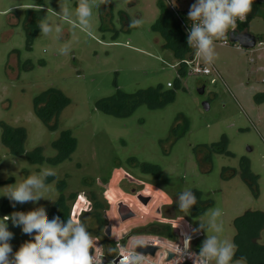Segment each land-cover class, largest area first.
<instances>
[{
    "label": "rangeland",
    "instance_id": "rangeland-1",
    "mask_svg": "<svg viewBox=\"0 0 264 264\" xmlns=\"http://www.w3.org/2000/svg\"><path fill=\"white\" fill-rule=\"evenodd\" d=\"M159 1L112 0L103 19L105 7L93 9L90 28H85L75 16L76 0H62L69 9L62 17L53 12L60 11L61 0H0V218L39 207L54 218L63 184L65 197L75 196L66 201L70 216L75 211L88 226H93L91 196L107 207L104 228L93 229L114 247L119 235L128 234L122 241L128 246L129 237H140L136 229L165 223L174 231L175 225L198 229L200 248L207 235L214 234L207 228L212 209L223 212L221 238L234 243L236 221L248 213H264V5L248 26L252 35L263 39L259 47L246 50L215 42L218 59L212 66L218 74L190 73L197 64L205 65L196 57L178 80L180 61L165 47L164 37L152 30ZM162 1L178 11L189 10L195 2ZM45 16L53 31L43 36L39 29L29 38L26 24L34 26ZM136 18L143 19V25L129 28ZM64 46L70 49L67 55L60 54ZM160 87L175 93L172 102L144 100L134 108L130 102L115 112L101 108V102L117 96L123 99V94ZM50 89L60 90L70 103L45 123L34 103ZM4 125L25 130L22 153H13L3 143ZM68 130L77 141L76 150L70 160L54 165L55 144ZM47 167L60 179H46L48 190L38 202L13 208L2 196L7 185ZM185 190L200 194L197 203L204 208L179 211L178 198ZM139 196L150 198L148 205ZM165 201L171 204L163 205ZM120 204L134 217L122 221ZM7 223L15 252L31 237ZM201 223L205 228H199ZM90 233L97 240L96 251H105ZM257 245L252 253L237 248L232 264H264V228Z\"/></svg>",
    "mask_w": 264,
    "mask_h": 264
},
{
    "label": "clouds",
    "instance_id": "clouds-1",
    "mask_svg": "<svg viewBox=\"0 0 264 264\" xmlns=\"http://www.w3.org/2000/svg\"><path fill=\"white\" fill-rule=\"evenodd\" d=\"M112 0H76L75 16L80 25L90 28L93 9L108 7ZM254 0H195L188 11V19L192 22L188 30V46L195 50V57L203 61L206 66H211L218 59L216 41L224 44L228 41V34L237 28V21L244 22L252 11ZM36 10H42V6L32 5ZM59 12L53 10L58 17L69 15V9L61 0ZM11 11V9H9ZM143 19H131L128 27L139 28L143 25ZM37 26L43 36L53 31V27L47 16L38 20ZM61 32L59 26L55 28ZM44 51H47L45 48ZM70 49L64 46L60 49L61 55H67ZM207 70V68L205 69ZM48 177H54V183L59 182L56 171L47 167L38 175L32 174L20 182L7 185L3 189L2 196L6 197L13 208L17 204L38 202L44 198V191L48 190L45 181ZM197 204V198L191 190L183 191L178 198V209L181 212L189 211ZM220 208L211 211L207 221L209 233L202 241L194 264H232L237 246L234 242L222 239L224 231ZM14 227H20L23 234L31 239L25 241L18 250L13 252L10 241L14 233L9 230L8 221ZM200 229L205 224L199 225ZM198 230V229H197ZM193 230V231H197ZM125 236L128 234L125 233ZM123 237L116 238L115 247L109 246L105 254L113 255L114 259L108 264H146L147 255L137 251V248H145L149 244L143 240L129 237L133 244L129 249L120 241ZM190 239L184 241V249L190 245ZM97 240L87 230V225L82 218L70 216L66 222L59 217L49 219L44 207L32 211H15L11 215L0 218V264H103V255H97ZM192 258V253H188Z\"/></svg>",
    "mask_w": 264,
    "mask_h": 264
},
{
    "label": "trees",
    "instance_id": "trees-1",
    "mask_svg": "<svg viewBox=\"0 0 264 264\" xmlns=\"http://www.w3.org/2000/svg\"><path fill=\"white\" fill-rule=\"evenodd\" d=\"M110 6L102 9V19L104 18L106 11ZM159 8V17L156 20L155 24L152 27L153 32H156L164 37L166 44L165 47L172 51L174 56L180 61V69L178 71V80L186 74L185 70V60L193 58V50L188 46L187 37L176 17V15L171 11V9L162 1L158 2ZM260 4L254 2L252 5V11L247 16V21L244 24L238 26V32L249 31L248 26L250 22L259 15ZM180 14L188 19V12L180 11ZM27 31L29 33V38H32L34 34L37 33L39 27L37 23L34 26H30L28 23L26 24ZM259 43L263 42L262 38H258ZM122 95V94H120ZM120 99V96H117L116 99L106 100L105 102H101V108L105 109L107 112H115L116 109H119L124 104L133 103L131 108L137 103L141 101L148 100L151 102H155L157 99H161V105L172 102L175 98V93L173 91H163L162 87L160 88H151L146 91H141L135 95L123 94ZM70 103L69 99L65 97V95L57 89H50L45 92L41 97L36 98L34 106L36 114L45 122L49 123L55 117L60 115V112L64 107H66ZM104 104H109V106L105 107ZM112 104V105H111ZM129 112V110H128ZM4 135H3V143L15 154H20L23 152V145L26 138L25 130L23 129H15L4 125ZM77 141L73 137L71 131H64L60 140L55 144V149L57 151V156L52 160L54 165H59L67 160L71 159L72 154L76 150ZM215 147V146H214ZM213 147V148H214ZM212 148V147H211ZM217 150H221L220 147L216 148ZM215 149V150H216ZM40 152V150L38 151ZM248 167L246 166L245 170L247 171ZM247 177H245V180ZM108 183V179H106L103 184ZM61 186V185H60ZM63 184L60 187L61 195L59 202L56 207L55 217H59L62 222H66L70 217L71 207L66 204L67 200H72L75 196L67 199L63 192ZM196 195L197 201L198 196ZM91 201L93 203L94 211L91 213L93 226H88L87 230L92 232L104 246L106 250L109 246H113L110 241L106 238L104 234L98 229H93L94 226H99L100 229L104 228V214L103 211L107 209L105 205L100 203L99 200L95 196H91ZM202 206V205H201ZM201 206L197 203L193 206V211L196 213L198 208ZM203 207V206H202ZM204 208V207H203ZM86 215V213H84ZM54 217V218H55ZM83 219V217H81ZM167 219H171V217L167 216ZM84 220V219H83ZM85 222V220H84ZM236 226L238 228V235L236 236L235 244L238 248V251L242 253L244 249L247 251L254 252L255 248L258 246L257 241L259 239L260 231L264 228V213H248L246 216L239 218L236 221ZM138 235H155L161 236L169 239L176 238V232L173 230L171 225L165 223H151L145 227L136 229L134 231ZM114 247V246H113ZM199 252L200 248L197 247ZM108 255V254H107Z\"/></svg>",
    "mask_w": 264,
    "mask_h": 264
},
{
    "label": "built area",
    "instance_id": "built-area-1",
    "mask_svg": "<svg viewBox=\"0 0 264 264\" xmlns=\"http://www.w3.org/2000/svg\"><path fill=\"white\" fill-rule=\"evenodd\" d=\"M172 10L173 13H175L186 37L188 36V30L191 27V21L189 19H186L185 17H183L180 14V11H178L176 8H170ZM247 21V19H246ZM246 21L244 22H239L237 21V25H241L246 23ZM237 28L234 31H237ZM233 31H230L228 34V39L230 37V33ZM217 43H220L221 45H228V44H232L230 39L227 41L226 44H224L221 41H216ZM261 43L257 44L256 47H259ZM255 47V48H256ZM254 48V49H255ZM193 50V58L192 59H188L185 60V66L187 67L188 65L190 66H194L195 62H196V57L194 55L195 50ZM207 68V70H205ZM194 76H210L213 73L218 74L217 70L211 65V66H206L203 64H197L196 66H194V68L191 70V72ZM81 214V213H80ZM72 215H75L76 217V213L75 211L72 212ZM175 230L177 231L176 234V238L175 239H169V238H165V237H161V236H155V235H140V237H137L136 239L139 240H143L145 242H147L151 247H155L157 248V251L155 253V255H147V261L146 264H194V260L196 259L195 254H198V250L196 248L197 244L200 242V240L202 239V233L200 231H193L195 229L191 228V227H183L180 225H175ZM125 235H119L117 238L119 237H123L121 239V243L123 241ZM189 237H191L190 239V245L189 248L187 250L184 249V241L186 239H188ZM114 240V244L116 245V238L113 239ZM123 244V243H122ZM133 244L132 239L130 240V244L128 246H126L127 248H131ZM188 253H192V258L189 257ZM96 254L99 255H103L105 254V251H96ZM170 254L173 255L172 259H169ZM114 256L113 255H107L105 254L103 257V264H108L109 261L113 260Z\"/></svg>",
    "mask_w": 264,
    "mask_h": 264
},
{
    "label": "water",
    "instance_id": "water-1",
    "mask_svg": "<svg viewBox=\"0 0 264 264\" xmlns=\"http://www.w3.org/2000/svg\"><path fill=\"white\" fill-rule=\"evenodd\" d=\"M254 2H260V3H264V0H254ZM230 40L233 44H238L240 47H242L243 49L246 50H252L254 49L257 44H258V40L257 38L252 35L249 32H243V33H236V32H231L230 33ZM201 93L204 92V88L201 89L200 91ZM205 108L208 110L209 106L207 104H205ZM133 193H136V191H133ZM138 199L141 201V203L143 205H148V203L150 202V198H144L142 196H139ZM120 217L122 219V221H125L129 218L134 217V214L123 204L119 205V210H118ZM158 212H160V210H158ZM177 234V231H175ZM106 234L108 236L111 235V229L108 228L106 230ZM137 251L143 252L145 255H155L157 248L155 247H151V246H147L145 248H137ZM173 255L170 254L169 259H172Z\"/></svg>",
    "mask_w": 264,
    "mask_h": 264
},
{
    "label": "crops",
    "instance_id": "crops-1",
    "mask_svg": "<svg viewBox=\"0 0 264 264\" xmlns=\"http://www.w3.org/2000/svg\"><path fill=\"white\" fill-rule=\"evenodd\" d=\"M257 3H259L260 4V9H261V5L263 4L264 5V3H260V2H257ZM189 10H185V11H182V12H188ZM233 32H236V33H243V32H238V31H233ZM244 32H249V31H244ZM250 33V32H249ZM256 37V36H255ZM257 38V37H256ZM229 39H230V37H229ZM257 40H258V38H257ZM231 41V40H230ZM232 43V42H231ZM258 44H259V41H258ZM232 45H233V43H232ZM236 45H238V44H236ZM239 46V45H238ZM240 47V46H239ZM242 48V47H241ZM185 70H186V73H187V68H185ZM161 196H166L162 191H161ZM167 197V199H169V197L168 196H166ZM170 200V199H169ZM169 204H171V201H165L164 203H163V205H169Z\"/></svg>",
    "mask_w": 264,
    "mask_h": 264
},
{
    "label": "flooded vegetation",
    "instance_id": "flooded-vegetation-1",
    "mask_svg": "<svg viewBox=\"0 0 264 264\" xmlns=\"http://www.w3.org/2000/svg\"><path fill=\"white\" fill-rule=\"evenodd\" d=\"M102 185H105V184H102Z\"/></svg>",
    "mask_w": 264,
    "mask_h": 264
}]
</instances>
